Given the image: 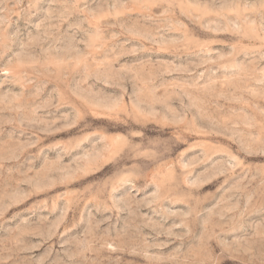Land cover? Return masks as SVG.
Returning <instances> with one entry per match:
<instances>
[{
    "label": "rangeland",
    "instance_id": "obj_1",
    "mask_svg": "<svg viewBox=\"0 0 264 264\" xmlns=\"http://www.w3.org/2000/svg\"><path fill=\"white\" fill-rule=\"evenodd\" d=\"M0 264H264V0H0Z\"/></svg>",
    "mask_w": 264,
    "mask_h": 264
}]
</instances>
